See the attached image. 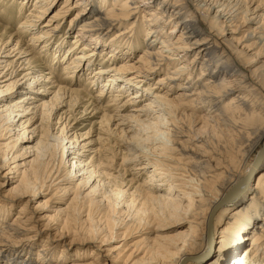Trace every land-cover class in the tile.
<instances>
[{"label":"bare ground","instance_id":"1","mask_svg":"<svg viewBox=\"0 0 264 264\" xmlns=\"http://www.w3.org/2000/svg\"><path fill=\"white\" fill-rule=\"evenodd\" d=\"M58 2L33 0L23 13L29 0H0L6 6L0 20L9 24L24 16L16 31L0 27V264L262 261L264 0H75L78 11L68 22L70 0L50 15ZM71 30L72 61L52 80L43 68L55 69L64 60L62 38ZM139 49L134 62L126 59ZM120 59L125 60L114 67ZM93 87H99L95 95ZM176 88L174 103L166 96ZM80 109L79 117L95 118V139L89 138L91 127L69 134L71 113ZM108 136L118 139L117 147L107 143ZM56 146L69 167L61 174L45 157ZM126 170L146 177L133 185ZM47 190L53 191L51 203L63 202L57 198L64 191L68 205L97 191L110 198L144 193L157 203L166 227L178 229L161 239L149 259L136 258L139 248L131 250L126 242L130 226L117 222L111 232L107 224L96 225L67 241L65 219L63 226L45 222L52 216L43 212L63 209L27 207ZM39 239L43 245L37 249Z\"/></svg>","mask_w":264,"mask_h":264},{"label":"rangeland","instance_id":"2","mask_svg":"<svg viewBox=\"0 0 264 264\" xmlns=\"http://www.w3.org/2000/svg\"><path fill=\"white\" fill-rule=\"evenodd\" d=\"M17 1H19V0H17ZM32 1L33 0H29V3L27 4V8L24 7L22 10L23 13L28 12V7L30 6V3ZM61 1L62 0H59V2L57 4H55L51 7L50 15H52L56 11V9L58 8L59 3ZM74 3H75V0H70V4L72 5V9L70 12H67L66 16L64 17L65 21H67V22L70 21L73 14L76 11H78V8L73 6ZM106 6H105V8H106ZM5 7H3L2 4H0V17H2L4 15L3 10L5 9ZM18 7H19V4L17 2L16 7L13 9V16L17 15ZM144 12L147 13L148 10H145ZM9 18H12V17L9 16ZM23 18H24V16L23 17L21 16L18 18L19 20L18 19L13 20L9 24H7L8 22L6 23V22L0 20V27L1 26H7V28H10L13 31H16L17 27H18L17 26L18 22ZM243 29H245V28H243ZM74 31L75 30H71L69 33L65 34V36L62 38L63 39V50H65V52H63L64 60L60 61V64L58 66L56 65L55 69L43 68L44 69L43 70L44 76L48 77V75H46V71H51L52 74L55 76L52 80H56L60 76H63L62 74L64 73V70H65L64 69L65 64L72 61L71 60L72 54H68V48H69V45H71L73 38H75V36H76ZM166 32L168 33L169 30L167 29ZM144 34H145V32L143 31L140 38H142ZM61 35H63V34H60V36ZM30 39H31V35H28L27 37H25L23 42L28 43V42H30ZM13 44H14V41H13ZM35 52H37V50H35ZM142 52H143L142 49H139L137 52H135L130 57V59L129 58H126V59L134 62L138 58L139 54ZM106 54H108L107 51H106ZM106 54H103L100 57L97 56V62L93 66V71L98 70V68L101 66L100 64L102 62V59L104 58V56H106ZM186 56H187V58H189V54H187ZM9 59H11V58H9ZM124 60L125 59L118 60L116 63L113 64V66L118 67L119 64H121ZM43 61L50 63V56H49V59L47 58V56L43 57ZM198 75H199L198 72L195 73V78H198L199 77ZM46 77H42V78L45 80ZM157 79H158V76L155 75L152 78V81L150 83L156 82ZM103 80H101V81H103ZM82 84L83 83H81V85ZM81 85L79 87H81ZM19 90L20 89H17V90L12 92V94H11L12 98H15V96L18 95ZM179 90H180L179 88L178 89L176 88V90L171 91V95L166 96L167 99L170 101H173L175 103V101H177V100H175L176 98L174 96L178 95ZM98 91H99V87H93V89L91 90V94L95 95ZM132 92H134V91L132 90V91H129L128 93H132ZM162 92H163V90H162ZM21 94H23V93H21ZM126 98H127V96H126ZM108 100H109L108 98H105V100H103V102H107ZM146 101H147V97H145L142 100L141 104L145 103ZM64 108L65 107H63V109ZM63 109H61V111ZM61 111H59V112H61ZM203 114H204V112L200 113V115H203ZM81 115H82L81 109L73 111L71 113V117L69 119L68 127L71 126L70 129L73 128V130H71V132H69V134L73 133V131H76L77 133L84 134V132L88 131L91 127L89 138L95 139V134L97 133V132H95V131H97L96 130L97 126L94 123L95 118H90L89 117L90 114H85L84 117H79ZM56 116L58 117V113ZM57 117L56 118L52 117L53 118L52 122H55ZM26 118L27 117H23L22 120H25ZM49 125H51V121H49ZM32 127H33V125L27 129L30 130ZM53 127H57V125H54ZM162 129H164V128H162ZM30 134H31L30 132H27L25 138L30 136ZM2 135H4V133H2ZM159 137L160 138L164 137V135L159 134ZM212 137H213V135L210 134L209 132H208V134H205V138L214 147L216 144V140H215V138H212ZM3 138H5V135ZM11 138H13L12 142H14L16 140V137H14V136ZM8 140H11V139H8ZM8 140L2 139V142H6ZM36 140H37V137L29 145L34 144ZM27 143L28 142H25L23 145H25ZM107 143H111L114 147H117L118 146V139L114 136H108ZM18 144H21V141L18 142ZM99 144L100 143L98 141H95V145H99ZM137 153H140V149L137 151ZM99 155H101V154H99ZM94 156L96 157V155H94ZM45 157H46V159H50V157H51L52 160H51L50 164H52V166L54 167V170L58 171L60 174L64 173L66 170L69 169V167H67L68 164L66 163V161H67L66 158L64 157L63 162L61 161L62 159L60 156V148H58L57 146L50 148L47 151ZM252 157H253V155L250 157V160ZM31 158H32V156L27 157L26 160H30ZM21 161L22 160H18L16 163H20ZM126 171H127V173L125 175V176H127L126 179L133 177L132 178V183H134L133 185H137V184L140 185L141 182L146 177L145 174H141L139 176H136V175L131 174V173H133V171H130V172L128 170H126ZM1 172H2V170H1ZM4 172H5V170H3L2 173H4ZM67 181H69V179L66 180L64 182V184H60V186L62 188L68 187V185H70V184L66 183ZM11 184L9 186H7L5 190H7L9 187H11ZM117 186H122V185H117ZM69 187H71V186H69ZM51 190H53V188ZM51 190H47L46 195H41V197H39L37 200L31 201L29 203V205H27V207L28 206H35L37 204H43L42 206H46L50 210L56 211V209H59V208L63 209L58 214H56V213L54 214L52 211H48V210H45L43 212L46 213V217L52 216V218L50 220L48 218H46L45 222L49 221V223H53V222L57 221V223L60 226H63L64 222L62 220L65 219V226H67V227L63 230V232L65 231L64 233L68 234L67 241L70 240L71 238L80 236L81 232L84 230H87L88 227L95 228L96 225H103L104 226L107 224L108 230L111 232L112 231V224L114 222H117V224L121 225V226H122V224L130 226L129 236H128V240L126 242L128 243V246L131 247V250L134 247L139 248V254L136 258H141V259H143V258L147 259L148 258L149 259V257L154 256V253L152 252V251H154L153 248H155L159 242L160 243L165 242V240H161V239H163V237H170V235H173L174 233H176L175 231L178 229V226H176L172 223L170 224L169 227H166L167 226V225H165L166 219L164 220V218H161L160 215H159L160 216L159 217L156 214L157 213L156 210L158 209L156 207L157 203L148 199L144 193H140V192L137 193L136 192L133 196H126V197L125 196L124 197L114 196V197L110 198L109 193H103L102 195H100V192L97 191L96 193H94L90 197H87L85 199L79 198L76 201H74L68 205V202H69V199H67L68 197L64 196L62 194L64 191L59 193L58 198H57V199H61V201H63L64 204H62L63 202H60V201H58L57 203L49 202L48 198L50 197V195L53 192ZM71 192H74V191H73V189L70 188L66 195L71 197V195H69ZM23 202H25V201H23ZM54 202H56V201L54 200ZM20 203L21 202H18L15 205H19ZM17 208H18V206H17ZM17 210L18 209H15L12 212L13 214L11 215V217H9V221L13 218L14 214H16L18 212ZM108 221L109 222L111 221V224ZM114 230H116V229H114ZM79 231H80V233L78 234ZM121 231L122 230H120V232ZM77 234H78V236H77ZM37 242H38V240H37ZM37 245H39V247H37V249L43 245L42 241L40 239H39V242L37 243ZM82 247L86 248L85 246H82ZM263 256H264V254H263ZM256 263L257 264H264V259L262 261H258V262L256 261Z\"/></svg>","mask_w":264,"mask_h":264}]
</instances>
